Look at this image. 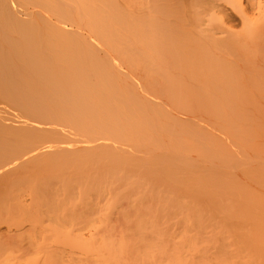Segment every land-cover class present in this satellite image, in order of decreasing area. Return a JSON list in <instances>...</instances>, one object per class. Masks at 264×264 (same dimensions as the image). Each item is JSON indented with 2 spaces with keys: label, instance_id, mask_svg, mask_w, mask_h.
Listing matches in <instances>:
<instances>
[{
  "label": "bare ground",
  "instance_id": "6f19581e",
  "mask_svg": "<svg viewBox=\"0 0 264 264\" xmlns=\"http://www.w3.org/2000/svg\"><path fill=\"white\" fill-rule=\"evenodd\" d=\"M243 97L264 0H0V264H229L264 226Z\"/></svg>",
  "mask_w": 264,
  "mask_h": 264
},
{
  "label": "rangeland",
  "instance_id": "374dc122",
  "mask_svg": "<svg viewBox=\"0 0 264 264\" xmlns=\"http://www.w3.org/2000/svg\"><path fill=\"white\" fill-rule=\"evenodd\" d=\"M234 26H233V29L235 30V31H239V30H241V28H242V25H241V22H239V20L238 19H235V20H233V23H232ZM64 26V27H63ZM70 25H69V23L67 22L65 25H62V28H63V30L62 31H64L65 33H67L68 32V34H69V36H70V33H71V31H70V33H69V31L68 30H71L70 28L71 27H69ZM74 29H76V27H74ZM73 30V29H72ZM82 30V29H81ZM64 32H62L63 34H65ZM65 36H66V34H65ZM68 36V35H67ZM249 100H252L251 98H247V97H243L242 99H240L239 100V102H238V108H237V110H239V112H238V117H240V116H243V117H245L246 118V116L247 115H249V117H251V116H254L256 113L255 112H250L249 110H256V108L257 109H259V108H263L264 107V99H258L257 101H254V98H253V102H256V108H253L250 104H249ZM247 103H248V106H247ZM188 110H213V109H211L209 106H207V105H199V106H197V107H193L192 108V106L188 109ZM244 110V111H243ZM245 110H247V112L245 111ZM6 111V110H5ZM9 111H12L13 112V110H9ZM237 112V111H236ZM249 113V114H248ZM250 113H252L253 115H250ZM255 113V114H254ZM256 116V115H255ZM242 119V118H241ZM243 122L244 121H241V122H237V125L236 126H234V128H232V133L233 134H235L236 135V139H237V142H238V145H235L236 146V150H237V154H239L240 155V153L242 152V150H248L251 154H252V158H260L261 160H263L264 161V143L263 142H261V141H257V142H254L255 140H256V138H257V136H259V135H264V128L263 129H259L260 127H250V126H248V125H246L245 124V122H244V124L246 125L245 127L243 126L244 124H243ZM240 123V124H239ZM243 124V125H242ZM262 128V127H261ZM237 164H238V162L236 163V166H237ZM237 171H240V169L238 168V169H236ZM85 175L86 174H82V175H77V181H80V182H82V181H89V179L87 180L86 178H85ZM250 175V174H249ZM248 176V175H247ZM81 179H85V180H81ZM248 180V179H247ZM90 181H92L91 179H90ZM90 181H89V183H90ZM249 182V183H248ZM247 183H245L246 185H250V186H248L247 188H249V193L250 194H253L255 197H256V194H258L259 192H264V171L259 175V177H257L256 178V180H253L252 178H250L249 179V181H248ZM93 184V183H92ZM241 184V183H240ZM239 183L237 184V186L239 185V187L240 188H238V187H236V188H238L237 190L238 191H240L241 192V190H242V192H243V190H247V188L245 189V187H241L242 186V184L240 185ZM243 186H245V185H243ZM242 188V189H241ZM244 188V189H243ZM241 189V190H240ZM2 191H4V189L2 190ZM245 192H247V191H245ZM249 193H248V195H249ZM247 195V194H246ZM250 197V196H249ZM248 198L246 197V200H247ZM254 199V198H253ZM256 199V198H255ZM258 199V198H257ZM245 200V201H246ZM259 200V199H258ZM250 202L252 201L251 200V198H250V200H249ZM259 202H261V200L259 201ZM249 203V202H248ZM247 203V205H249ZM252 204H254L255 205V203H256V201L254 202V201H252L251 202ZM262 203V202H261ZM252 204H250V205H252ZM257 205H259V204H257ZM260 205H262V204H260ZM263 205H264V203H263ZM241 207V206H240ZM255 207V206H254ZM256 207H258V206H256ZM259 207H261V206H259ZM263 208H264V206H262ZM253 209V208H252ZM257 209V208H256ZM261 210H262V208H261ZM259 211V210H258ZM252 212V211H251ZM250 212V213H251ZM261 212V211H260ZM262 212H263V210H262ZM254 213H255V211H254ZM253 213V214H254ZM259 213V212H258ZM256 214H257V212H256ZM260 215H262L263 216V214H261L260 213ZM253 216V215H252ZM256 218H257V216L256 215H254ZM252 218V217H251ZM251 218H250V220H251ZM260 218V217H259ZM263 218V217H262ZM261 218V219H262ZM261 219H260V223L262 222L261 221ZM256 219L254 218V219H252V221H253V223H254V221H255ZM258 221V220H257ZM264 222V221H263ZM255 224H258V222L257 223H255ZM251 225H252V223H251ZM259 225V224H258ZM262 225V224H261ZM263 225H264V223H263ZM252 227H254V224L252 225ZM251 227V228H252ZM263 227V228H262ZM261 228H262V233L261 234H259V235H256L255 237H253L252 239H250V237H249V239H243L242 240V242L243 243H240V245H239V243H238V245H239V247L240 248H238V245L236 244V246H237V248H236V246H235V249L237 250V249H240V251L239 250H237V251H239L238 252V254H237V252H234V253H232V255H231V253L230 254H228L227 255V257L228 256H230V258L233 256H235L234 258L232 257L231 259H227L228 260V263L229 264H231L230 262H232L233 261V263L235 262V264H264V226H262ZM254 229L255 228H253V232H255L254 231ZM259 230V229H258ZM257 230V231H258ZM261 232V231H260ZM207 243H209V240H208V242ZM209 245L211 246V244L209 243ZM208 246V245H207ZM208 248V247H207ZM226 248V247H225ZM228 248V247H227ZM229 249V248H228ZM228 249H226V250H228ZM247 249V250H246ZM235 250V251H236ZM243 250H245V253H246V255H245V253H244V251ZM225 251V250H224ZM226 252V251H225ZM219 253H221V252H218V254ZM244 253V254H243ZM217 254V255H218ZM224 254V253H223ZM208 255V254H207ZM216 255V256H217ZM210 257V264H214V261L212 260L211 261V259H217L219 256V259H221V256H223V255H219L218 257H216L215 256V254H214V256H215V258H213L212 257V255H209ZM224 256H226L225 254H224ZM223 256V257H224ZM227 257H225V258H227ZM237 258V259H236ZM240 258V259H239ZM235 259V260H234ZM222 261H218V260H216V264L218 263H224L226 260L224 259V258H222L221 259ZM224 260V261H223ZM230 260H232V261H230ZM238 260V261H237ZM246 260V261H245ZM230 261V262H229ZM209 262V260L207 261V263L206 264H209L208 263ZM232 263V264H233ZM224 264H226V262L224 263Z\"/></svg>",
  "mask_w": 264,
  "mask_h": 264
}]
</instances>
